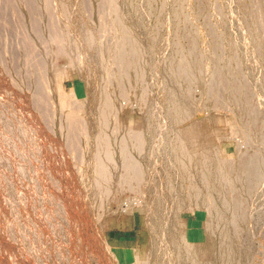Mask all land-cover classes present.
<instances>
[{
	"label": "rangeland",
	"instance_id": "1",
	"mask_svg": "<svg viewBox=\"0 0 264 264\" xmlns=\"http://www.w3.org/2000/svg\"><path fill=\"white\" fill-rule=\"evenodd\" d=\"M52 1L0 0V264H137L134 251L142 260L140 264H153L156 248L150 231L140 214L124 209L126 200L136 198L132 189L110 185L101 201L89 200L93 209L98 202L103 206L101 216L87 229L93 240L61 214L68 210L76 217L80 213L76 190H84L80 177L93 159L89 148L94 144L109 140L111 147L116 146L120 167L121 143L129 151L133 144L138 148L135 134L140 132V137V133L137 135L144 143H138L147 152L143 156L134 151L132 154L145 167L142 174L149 177L153 169L149 151L159 145L158 139L178 142L182 140L179 131L196 121V129L202 133L203 153L217 162L219 178L232 181L225 187L223 199L227 214L235 217L232 232L243 236L235 264H264V0ZM54 11L58 13L54 15ZM62 24L67 25L66 30ZM57 26L63 37L56 35H60ZM55 36L63 39L59 40L60 47ZM77 37L86 45V60L76 48ZM128 64L133 65L129 70ZM69 112L71 120L67 118ZM76 119L82 122L78 124ZM82 129L86 133L89 130L88 136ZM97 136L101 138L95 141ZM206 165L204 185L211 187ZM113 173L123 174L119 170ZM200 191L206 194L204 189ZM210 196L209 190L207 201ZM212 203L210 199L208 204ZM200 215L187 214L186 219L196 223ZM84 242L91 243L89 249Z\"/></svg>",
	"mask_w": 264,
	"mask_h": 264
},
{
	"label": "bare ground",
	"instance_id": "2",
	"mask_svg": "<svg viewBox=\"0 0 264 264\" xmlns=\"http://www.w3.org/2000/svg\"><path fill=\"white\" fill-rule=\"evenodd\" d=\"M52 1V0H51ZM62 1V0H61ZM67 1V0H66ZM79 1V0H78ZM118 1V0H117ZM124 2V1H123ZM55 3V2H54ZM76 3V1H75ZM74 3V4H75ZM53 4V1H52ZM61 4V2H60ZM59 4V5H60ZM71 4V3H70ZM79 4V3H78ZM124 4V3H123ZM61 6V5H60ZM59 6V7H60ZM66 8L67 6L64 5ZM135 6V5H134ZM57 7V6H56ZM61 8H63V6H61ZM78 8V5H77ZM80 8V5H79ZM123 8V7H122ZM131 8V7H130ZM136 8V7H135ZM55 9V8H54ZM75 8H73L72 10H75ZM57 11V10H56ZM54 11V15L55 13H58ZM67 11V9H66ZM65 11V15L67 14ZM78 11V9H77ZM62 12L63 9H62ZM80 13V10H79ZM64 14V13H63ZM61 14V15H63ZM75 14L76 13L75 11ZM60 15V14H59ZM64 15V17H65ZM67 16V15H66ZM69 17L73 16V15H68ZM54 17V16H53ZM63 17V16H61ZM77 17V16H76ZM81 17V16H78ZM57 19V15L55 17ZM63 20V18H61ZM69 19V18H66ZM76 19V18H75ZM82 19V18H81ZM60 20V22L62 21ZM77 20V19H76ZM70 23H71V18H70ZM73 21V20H72ZM57 22V20L55 21ZM63 22V21H62ZM67 22V21H65ZM80 22V20H79ZM59 23V22H57ZM61 24V23H60ZM59 25V24H57ZM63 25L64 30L67 29V25ZM120 25V24H119ZM74 26V25H73ZM72 26V27H73ZM80 26V25H79ZM78 26V27H79ZM60 26H57L56 29L58 31V29ZM66 27V28H65ZM69 27V26H68ZM84 27V26H82ZM121 27V26H120ZM124 28V27H122ZM121 28V29H122ZM71 32L72 29L70 28ZM84 30V29H83ZM82 30V31H83ZM126 30V29H124ZM123 30V31H124ZM60 33V31H58ZM69 33L68 31H65V33ZM75 32V29H74ZM57 33V32H56ZM77 33V32H76ZM75 33V34H76ZM123 33V32H122ZM70 34V33H69ZM89 34H92L89 33ZM57 36H62L63 34L60 33V35L57 33ZM68 35V34H66ZM64 35V36H66ZM72 35V34H71ZM70 35V36H71ZM88 35V34H87ZM73 36V35H72ZM71 36V37H72ZM75 36V35H74ZM73 36V37H74ZM78 36V35H77ZM84 36V35H83ZM63 37V36H62ZM62 37H60V39L56 38V36L53 38L55 40L58 39L61 40ZM79 37V36H78ZM76 38V40L78 42H76V48L78 47L81 51H82V59L86 60L83 56V54L87 51L86 50V45L79 39ZM88 37V36H87ZM95 37V36H94ZM147 37V36H146ZM65 38V37H64ZM75 38V37H74ZM85 38V37H84ZM83 38V39H84ZM89 38L90 35H89ZM141 38V37H140ZM144 38V37H143ZM141 38V39H143ZM154 38V37H153ZM68 39V38H66ZM82 39V40H83ZM53 42H57L54 41ZM63 40V39H62ZM68 41V40H67ZM66 41V42H67ZM92 41V39H91ZM91 41L89 40L88 43H91ZM61 41L58 42L57 46H59V43ZM64 42V41H63ZM117 40L115 41V45ZM122 42V41H121ZM153 42V41H152ZM93 43V42H92ZM97 43V41H96ZM120 43V42H119ZM118 43V45H119ZM123 43V42H122ZM121 43V44H122ZM136 43V42H135ZM133 43V45L135 44ZM56 44V43H55ZM62 44V42H61ZM65 44V42H64ZM69 43H67L68 45ZM72 44H74L73 40H72ZM124 44V43H123ZM137 44V43H136ZM153 44V43H152ZM71 45V44H70ZM68 45V46H70ZM92 45V44H91ZM90 45V47H91ZM158 45V44H157ZM67 46V47H68ZM89 46V45H87ZM144 46V45H143ZM142 46V47H143ZM64 46L62 45V48ZM71 47V46H70ZM115 47H119V46H115ZM114 47V50H115ZM122 47V45H121ZM132 47V46H130ZM141 47V46H140ZM75 48V49H76ZM94 48V47H93ZM61 49V48H59ZM65 48H63L64 51ZM123 49V48H122ZM131 50V48H129ZM134 49V48H132ZM139 49V48H137ZM145 49V47H144ZM97 50V49H96ZM118 50V48L116 49ZM115 50V51H116ZM146 50V49H145ZM145 50L143 52V54H145ZM158 50V49H157ZM61 51V50H60ZM77 51V49H76ZM140 51V50H139ZM147 51V50H146ZM130 51H128L127 54ZM133 52H136L135 50ZM131 52V53H133ZM140 53V52H139ZM66 54V53H65ZM71 54V53H70ZM81 54V53H80ZM87 54V53H86ZM134 54V53H133ZM137 54V52H136ZM88 55V54H87ZM86 55V56H87ZM98 55V54H97ZM147 55V54H146ZM145 55V57H146ZM189 55V54H188ZM138 56V55H137ZM142 56V55H141ZM68 57V56H67ZM77 57H79L77 55ZM80 57V58H81ZM103 55L100 56V58L102 59ZM148 57V56H147ZM70 59V57H68ZM92 58V57H91ZM88 59V58H87ZM185 59V57L183 58ZM182 59V60H183ZM90 61L92 59H89ZM108 60V59H106ZM93 61V60H92ZM103 61V60H102ZM101 61V62H102ZM105 61V60H104ZM103 61V63H104ZM184 61V60H183ZM208 61V59H207ZM76 62V61H75ZM124 63V61H122ZM142 62V61H141ZM83 63V62H82ZM85 63V62H84ZM87 63V62H86ZM108 63V62H107ZM133 63V62H132ZM138 63V61H137ZM165 63V62H164ZM184 63V62H183ZM189 62H187L188 64ZM88 64V63H87ZM94 63L92 62V65ZM126 64V63H125ZM207 64V63H206ZM73 65V64H72ZM98 65V64H97ZM101 65V64H100ZM109 65V63H108ZM111 65V64H110ZM149 65V64H147ZM170 65V64H169ZM189 65V64H188ZM201 65H203L201 63ZM94 66V65H93ZM115 66V64L113 65ZM123 66V65H122ZM133 66V65H131ZM131 66H129V64L127 65L126 68H130ZM137 66H140L139 63ZM166 66V65H165ZM82 67V66H80ZM90 67V66H89ZM102 67V66H101ZM107 67V65H106ZM111 67V66H110ZM116 67V66H115ZM124 67V66H123ZM149 67V66H147ZM95 68V67H94ZM125 68V69H126ZM128 68V70H129ZM169 68V67H168ZM186 68V67H185ZM207 67H205L206 69ZM100 69V68H99ZM102 69V68H101ZM110 69V68H109ZM112 69V68H111ZM124 69V70H125ZM136 69V68H135ZM188 69L191 70V68ZM194 69V68H193ZM202 69V68H201ZM90 70V69H89ZM104 70V68H103ZM108 71V69H106ZM185 70V69H184ZM187 70V69H186ZM98 71V69H97ZM100 71V70H99ZM98 71V72H99ZM134 71V70H133ZM80 72V71H79ZM136 72V71H135ZM159 72V71H158ZM168 72H170V70L168 69ZM187 72V71H186ZM190 72V71H189ZM188 72V74H189ZM200 72V71H199ZM202 72V71H201ZM201 72L199 75H201ZM206 72V71H205ZM212 72V70H211ZM171 73V72H170ZM92 75H94V73H91ZM104 74V73H103ZM108 74V72H107ZM105 76H108V75ZM159 74V73H158ZM191 74V73H190ZM64 75V74H62ZM61 75V77H63ZM174 75V74H173ZM172 75V76H173ZM187 75V74H186ZM113 78L112 74L109 75ZM160 77V75H158ZM192 76V74H191ZM207 76V75H205ZM212 77V74L209 75ZM99 77V76H98ZM129 77V76H128ZM137 77V76H136ZM141 77V75H140ZM163 77V76H162ZM188 77V76H187ZM195 77V76H192ZM191 77V78H192ZM171 78V77H170ZM175 78V77H174ZM109 79L108 77H106V80ZM127 80L129 78H126ZM189 79V78H188ZM207 79V78H206ZM103 80V79H101ZM190 80V79H189ZM108 81V80H107ZM111 82V80H109ZM176 81V80H175ZM196 81V80H194ZM207 81V80H206ZM63 82V81H62ZM109 82V83H110ZM115 82V81H114ZM158 82V81H157ZM164 82V81H163ZM112 83V82H111ZM127 83V82H126ZM161 83V82H160ZM191 83V80H190ZM209 83V82H207ZM105 84V83H104ZM129 84V82L127 83ZM142 84V83H141ZM192 84V83H191ZM96 85V84H95ZM111 85V84H110ZM130 85V84H129ZM162 84H160L161 86ZM173 85V84H172ZM180 85V84H179ZM136 86V85H135ZM177 86V84H176ZM92 87V86H91ZM104 87V86H103ZM109 87V86H108ZM111 88V87H110ZM163 88V86H162ZM189 88V87H188ZM129 89V88H128ZM170 89V88H169ZM180 91L181 89L178 88ZM131 90V87H130ZM92 91V90H91ZM190 91V90H189ZM60 92V91H59ZM191 92V91H190ZM171 93V92H170ZM130 94V91H129ZM172 94V93H171ZM180 94V93H179ZM183 94V93H181ZM176 95V94H175ZM72 96H75V94L73 93ZM135 96V95H133ZM173 96V95H172ZM190 96V95H189ZM187 97V96H186ZM60 98V96L58 97V99ZM106 98V97H105ZM104 98V99H105ZM165 98V97H164ZM111 100V98L109 99ZM164 100V99H162ZM170 100V99H168ZM167 100V101H168ZM180 100V99H179ZM61 100H59L60 103ZM94 101V100H93ZM100 101V100H98ZM183 101V100H182ZM191 101V100H190ZM88 102V101H87ZM110 103V102H109ZM108 103V105H109ZM167 103V102H166ZM171 103V102H170ZM164 104V103H163ZM107 105V106H108ZM169 106V104H167ZM172 106V103L170 104ZM104 106V105H103ZM105 105V107H107ZM112 106V105H109ZM165 106V105H164ZM167 106V107H168ZM177 106V105H176ZM72 107V106H71ZM70 107V108H71ZM100 107V106H98ZM97 107V108H98ZM69 108V109H70ZM87 108V106H86ZM95 108V107H94ZM151 108V107H150ZM161 108V107H160ZM174 108V107H172ZM63 109V108H62ZM103 109H108V108H103ZM101 109V111L103 110ZM111 109V108H110ZM162 109V108H161ZM164 109V108H163ZM171 109V108H170ZM95 110V109H94ZM166 110V109H164ZM163 110V111H164ZM168 110V109H167ZM175 110V109H174ZM111 112V110H109ZM108 111V114L110 113ZM117 111V110H116ZM115 111V112H116ZM191 111V110H190ZM189 111V112H190ZM232 111V110H231ZM72 112V111H71ZM69 112V115L71 117L67 118H72V113ZM78 112V111H76ZM75 112V114H76ZM99 112V111H97ZM106 112V111H105ZM171 112V111H170ZM179 112V111H178ZM186 112V110L184 111ZM87 113V112H86ZM94 113V111H93ZM103 113V111L101 112ZM162 113V112H161ZM167 113V112H166ZM107 114V116L110 118V116ZM112 114V113H111ZM118 114V112L116 113ZM185 114V113H184ZM187 114V112H186ZM230 114H233L232 112ZM73 115H74V111H73ZM77 115V114H76ZM75 115V116H76ZM86 115V114H85ZM88 115V114H87ZM101 115V114H100ZM103 115V114H102ZM106 115V114H105ZM115 115V114H114ZM169 115V114H168ZM166 115V116H168ZM176 115V114H175ZM179 115V114H178ZM79 115L76 116V118ZM164 116V115H163ZM181 116V115H180ZM233 116V115H232ZM106 119V116H104ZM115 117L117 116H113V118L115 119ZM185 117V116H184ZM234 117V116H233ZM101 118V117H100ZM163 118V117H162ZM187 118V115H186ZM193 118V117H191ZM78 119H80V117H78ZM95 119V118H94ZM71 120V119H70ZM117 120V119H116ZM147 120V119H145ZM163 120V119H162ZM167 120V119H166ZM188 120V118H187ZM241 120V119H240ZM74 121H78L77 119ZM80 121V120H79ZM78 121V124H80V121ZM104 121V120H103ZM105 121L108 122V120L106 119ZM174 121V120H173ZM180 122V120H178ZM19 122V121H18ZM16 122V124L18 123ZM115 123H117L116 121H114ZM148 122V121H147ZM92 123V120H91ZM99 123H101L99 121ZM103 123V122H102ZM15 124V125H16ZM21 124V123H19ZM18 124V126H20ZM109 124V123H106ZM114 124V123H113ZM164 124V123H163ZM167 125V123H165ZM164 124V125H165ZM199 124L198 121L194 122L191 126L186 127L181 129L179 132L181 134V139L178 142H162L161 139H158V141L160 142L159 145L154 146L153 148L155 149H151L149 151V155L151 152V159L153 160V166H152V175L147 177L144 176L142 174V172L144 171L145 167L141 166V164L138 162V160L135 158V155L132 154V152H138V154H141L143 156V154L145 155V152H147L146 150H143V148L140 147V143H144V141H142L141 139H139L141 133H137L139 134V137L137 134H135V138H137L136 140H138L137 144L139 145L138 148L137 146H135V144L132 145L131 151L128 150L127 146L125 149L122 148L123 142L121 143V150H120V154L119 157L121 159V166H117V162H118V157L116 156V150L118 148L115 147H111L110 146V142L108 140V143H104L101 141L98 142L97 144H94V146L89 148V152L92 153V156H90L91 161H90V166H88L89 168H86V170H84V174L82 177H80V179H83V185L82 187L84 188V190H80L78 191V189L76 190L78 193V201H79V210L80 213L75 215L71 214L68 210L64 211L63 214L66 216L68 219V221L73 224L74 226H78V229L82 228V234L89 233L87 232L88 227L92 224L95 223L96 220H98V217L101 216L100 213L102 212V208L103 206H99V202L98 204L94 207V209L92 208L94 206V204L92 205L91 203H89V200H91V198L96 201L102 198V196H104L105 194H107L108 192H106V187H109L110 185L113 186V188L115 189H132L135 193H136V198L134 200H126L125 204H124V209L126 212H130V214H140L142 216V223L145 226V228L147 230L150 231L151 233V237H152V241L153 243H155V248H156V252H155V259L153 264H235L236 260L238 259V253L240 251H242V238L243 236H241V233H233L231 230V225L233 224V222H235V217L234 216H229L227 214V204L226 202H224L225 200L223 199V192L225 190V187L232 183V181L229 178H219L218 174H217V168H218V164L217 162L212 158L211 155H209V153L204 154L203 151L204 150V145L202 142V133L199 132L196 129V126ZM228 124V123H227ZM23 125V124H21ZM83 125V124H82ZM100 125V124H99ZM104 125V124H103ZM118 125V123H117ZM171 125V124H170ZM178 125V124H177ZM17 126V125H16ZM84 128L86 126V124L83 125ZM106 126V125H105ZM108 126V125H107ZM149 126V125H148ZM15 127V126H14ZM21 127V126H20ZM94 127V126H93ZM103 127V126H102ZM114 127V125H113ZM117 127V126H116ZM129 127V126H128ZM166 127V126H165ZM83 128V129H84ZM108 127H104V129H107ZM148 128V127H147ZM82 129V130H83ZM100 129V128H98ZM97 129V130H98ZM116 129V128H114ZM166 129V128H165ZM170 128H168L169 130ZM17 130V129H16ZM111 133L110 135L113 134V128L111 129ZM117 130L120 131L117 127ZM115 130L114 133H117L118 131ZM86 131V130H85ZM84 130L82 132H85ZM108 131V129H107ZM117 131V132H116ZM23 132L25 133L26 130L24 129ZM89 132V130H88ZM87 132V133H88ZM106 132V131H105ZM167 132V131H164ZM86 133V132H85ZM83 133L85 136H88L87 133L85 134ZM127 133V132H126ZM173 130H172V134H173ZM21 134L22 130H21ZM97 134V133H96ZM119 134V132H118ZM117 134V135H118ZM166 134V133H165ZM171 134V133H170ZM169 134V135H170ZM171 134V135H172ZM248 134H250L248 132ZM253 134V133H252ZM24 135V134H23ZM101 135V133H100ZM107 136V134H104ZM116 135V134H115ZM128 135V133L126 134ZM84 136V137H85ZM103 136V135H102ZM132 136V135H131ZM23 137V136H21ZM25 137V135H24ZM27 137V136H26ZM94 137V136H93ZM98 137V136H97ZM123 137V136H122ZM142 137V136H141ZM162 137V136H161ZM166 137V136H165ZM169 137V136H168ZM167 137V138H168ZM251 137V136H250ZM95 138V137H94ZM99 138V139H98ZM95 139V141L100 140V136ZM106 140L109 138L108 136L105 137L103 139ZM124 138V137H123ZM129 138V135H128ZM157 138V137H156ZM159 138V137H158ZM27 139V138H26ZM122 139V138H121ZM134 139V138H132ZM176 139L178 140L179 138L176 135ZM252 139V138H251ZM129 140V139H128ZM142 142H141V141ZM164 140V139H163ZM167 140V139H166ZM176 140V141H177ZM116 141V138H115ZM120 141V140H119ZM125 141V139L123 140ZM134 141V140H133ZM168 141V140H167ZM107 142V141H106ZM114 142V140H113ZM130 142V141H129ZM126 143V142H125ZM88 144V143H86ZM108 144V145H107ZM115 144V143H114ZM131 144V143H130ZM148 144V143H147ZM127 145V144H126ZM146 145V144H145ZM87 146V145H86ZM142 147L144 145H141ZM149 146V145H148ZM79 145L77 146L79 152ZM120 147V146H119ZM67 148V147H66ZM65 148V150H66ZM139 148H141L142 150H140ZM71 149V148H69ZM64 150V151H65ZM213 150V149H212ZM88 151V148H87ZM202 151V152H201ZM79 152L77 154H79ZM83 152V151H82ZM66 153V152H64ZM69 155L70 152L68 151ZM76 154V155H77ZM81 154V153H80ZM83 156V154H81ZM80 155V156H81ZM87 155V154H86ZM65 156V155H64ZM139 156V155H138ZM137 156V157H138ZM66 157V156H65ZM79 157V156H78ZM79 160L81 159L78 158ZM83 159V158H82ZM81 159V161L83 162V160ZM89 159V158H88ZM76 160V159H74ZM78 162V161H77ZM82 162H78L80 164H82ZM206 162L208 163L209 169H210V173H211V181H212V186L210 187H206L204 185V178H206L205 176V172H204V167L206 165ZM219 163V162H218ZM145 164V163H144ZM222 164V162H221ZM224 165V164H223ZM207 166V165H206ZM78 167V166H76ZM22 168V167H21ZM20 168V169H21ZM208 168V167H207ZM206 168V169H207ZM26 169V167H25ZM78 169V168H76ZM22 170V169H21ZM20 170V171H21ZM79 170V169H78ZM122 171L123 174L122 175H117L119 177V179L117 178V176L113 173V171ZM23 171V170H22ZM21 171V172H22ZM25 171V170H24ZM29 171V170H28ZM39 171V169H38ZM77 171V170H76ZM219 171H222L221 169H219ZM230 172V171H229ZM28 173V172H27ZM77 173V172H76ZM116 173V172H115ZM141 173V175H140ZM209 173V172H208ZM223 173V171L221 172V174ZM25 174V173H24ZM82 174V172H81ZM21 175V174H20ZM23 175V174H22ZM27 175V174H26ZM78 175V174H77ZM209 175V174H208ZM29 176V175H28ZM27 176V177H28ZM75 176V175H73ZM229 176V175H228ZM21 177V176H20ZM26 178V176H24ZM210 177V176H209ZM23 178V177H22ZM24 178V179H25ZM45 178V177H44ZM117 178V181L114 182L113 184H110V180H113ZM75 179V178H74ZM78 179V178H77ZM27 181V180H26ZM82 181V180H81ZM235 181V180H234ZM31 182V180H30ZM48 182V180H47ZM52 182V181H51ZM76 182V179H75ZM32 184V183H31ZM45 184V183H44ZM208 184V181H207ZM78 186V185H76ZM79 187V186H78ZM77 187V188H78ZM29 188V187H28ZM50 188V187H49ZM112 188V187H111ZM104 189V190H103ZM110 188H108L109 190ZM205 190L206 194H202V192L200 190ZM47 190V189H46ZM111 190V189H110ZM109 190V191H110ZM209 190L212 193V197L209 198V200H213L212 205L208 204L207 201V193L209 192ZM116 191V190H115ZM111 192V191H110ZM113 193V190H112ZM86 194V195H85ZM104 194V195H103ZM45 195H48L45 193ZM109 196L111 195L108 194ZM108 195H106L107 197H109ZM210 195V193L208 194ZM49 196V195H48ZM51 197V196H50ZM49 197V198H50ZM47 198V197H46ZM48 198V199H49ZM54 198V197H53ZM105 199L107 200V198L105 197ZM46 200V199H45ZM50 200V199H49ZM102 200V199H101ZM99 200V201H101ZM91 202V201H90ZM212 202V201H211ZM56 203V202H55ZM93 203V202H92ZM102 203V202H100ZM210 203V202H209ZM51 204V202H50ZM53 204V203H52ZM58 202L57 207L58 206ZM232 204V203H231ZM101 205V204H100ZM103 205V203H102ZM54 206V205H53ZM52 206V207H53ZM51 207V205H50ZM56 207V208H57ZM55 208V207H54ZM62 207H60L61 209ZM63 209V208H62ZM61 209V210H62ZM254 209V208H253ZM252 209V210H253ZM59 211V209H57ZM54 211V210H53ZM56 211V210H55ZM63 211V210H62ZM61 211V212H62ZM261 211V210H260ZM260 211H257L260 213ZM49 212V211H48ZM47 212V213H48ZM200 213V217L197 218V222L196 223H191L188 222L186 219L187 214H194V213ZM255 212V211H254ZM256 212V213H257ZM46 213V214H47ZM250 213V212H249ZM263 213V210H262ZM45 214V215H46ZM51 214V213H49ZM48 215V214H47ZM58 215V214H57ZM56 215V216H57ZM61 215L59 214L58 217ZM264 215V214H263ZM50 216V215H49ZM258 216V215H257ZM260 216V215H259ZM258 216V218H259ZM59 217V218H60ZM65 217V218H66ZM243 217V216H242ZM250 217V216H249ZM46 218V216H45ZM47 219V218H46ZM50 219V217H49ZM48 219V220H49ZM64 219V218H63ZM260 219V218H259ZM50 220H53V218H51ZM61 220V219H60ZM65 220V221H67ZM47 221V220H46ZM49 222V221H48ZM51 222V221H50ZM49 222V223H50ZM58 222V221H57ZM48 223V224H49ZM52 223V222H51ZM50 223V227L51 226ZM54 223V222H53ZM65 224V223H64ZM68 225V224H66ZM70 225V224H69ZM57 226V225H55ZM63 225H60V227ZM46 227V226H45ZM58 227V228H60ZM80 227V228H79ZM92 227V226H91ZM90 227V228H91ZM95 227V226H94ZM49 228V226H48ZM53 228V227H52ZM56 228V227H55ZM72 228V227H71ZM97 229V228H96ZM50 230V229H49ZM58 230V229H57ZM71 230V229H68ZM59 231V230H58ZM80 231V230H79ZM48 231H46L45 233H47ZM54 232V231H52ZM57 232V231H56ZM96 232V231H95ZM51 233V232H50ZM49 233V234H50ZM70 233V232H69ZM72 233V232H71ZM48 234V233H47ZM46 234V235H47ZM54 234V233H51ZM90 234V233H89ZM88 234V235H89ZM238 234V236H237ZM58 235V234H57ZM60 235V234H59ZM58 235V236H59ZM70 235V234H69ZM102 235V234H101ZM236 235V236H235ZM50 236V235H49ZM53 235H51L52 237ZM66 236V235H65ZM85 237L87 235H84ZM90 236V235H89ZM92 236V235H91ZM90 236V237H91ZM73 237V236H72ZM84 237V238H85ZM54 238V237H53ZM61 238V237H59ZM64 238V237H62ZM75 238V237H73ZM83 238V240H84ZM87 238V237H86ZM85 238V239H86ZM92 238V237H91ZM55 239V238H54ZM71 239V238H70ZM76 239V238H75ZM74 239L75 242L76 240ZM78 239V238H77ZM63 240V239H62ZM73 240V239H71ZM93 240V238H92ZM53 241V240H52ZM78 241V240H77ZM51 242V241H50ZM54 242V241H53ZM70 242V241H69ZM49 242H47L48 244ZM86 242H84V245ZM50 244V243H49ZM52 244V243H51ZM65 244V243H64ZM74 244V243H73ZM89 244V243H88ZM91 244V243H90ZM90 244L86 245L89 246L88 249L90 248ZM94 244V243H93ZM66 245V244H65ZM55 246V245H53ZM61 246H64L63 244ZM73 246V245H72ZM84 246V247H86ZM95 246V245H94ZM71 247V246H69ZM53 248V247H52ZM70 250H72L71 248H69ZM95 249V248H94ZM92 250V249H91ZM51 251L53 252V250L51 249ZM94 251V250H93ZM92 251V252H93ZM95 250V254H96ZM99 251V250H98ZM48 252V251H47ZM57 252V251H56ZM66 253V251H64ZM72 253V251H71ZM83 253V252H82ZM101 253V252H100ZM49 255V253H47ZM57 254V253H56ZM68 254V252H67ZM66 254V255H67ZM74 254V253H73ZM89 254V253H87ZM93 254V253H92ZM60 255V254H59ZM71 255V254H70ZM97 255H99V253H97ZM103 255V254H102ZM134 255L136 257V262L137 264L142 263V260H139V254L138 252L134 251ZM47 256V255H46ZM51 256V255H50ZM74 256V255H71ZM83 256V254H82ZM87 256V255H85ZM90 256V255H89ZM67 257V256H66ZM80 257V256H79ZM49 258V257H48ZM64 258V257H63ZM72 258V257H70ZM83 258V257H82ZM47 259V258H46ZM50 259V258H49ZM59 259V257H58ZM66 259V258H65ZM88 259V258H87ZM103 259V257H102ZM149 259V258H148ZM61 260V259H60ZM85 260V259H84ZM83 260V261H84ZM48 261V260H47ZM66 262H69L67 260H65ZM78 261V260H77ZM80 261V260H79ZM45 262V260H44ZM52 262V260H51ZM71 262V261H70ZM147 262V261H146ZM47 263V262H46ZM49 263V261H48ZM85 263V261L83 262ZM145 263V261H144ZM57 264V263H56ZM79 264H82L79 262ZM147 264V263H146Z\"/></svg>",
	"mask_w": 264,
	"mask_h": 264
}]
</instances>
